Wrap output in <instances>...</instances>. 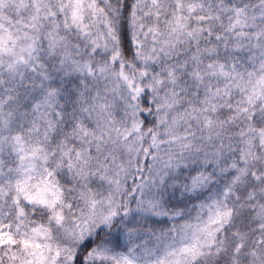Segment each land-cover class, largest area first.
<instances>
[{
  "label": "snow or ice",
  "instance_id": "6c2138e0",
  "mask_svg": "<svg viewBox=\"0 0 264 264\" xmlns=\"http://www.w3.org/2000/svg\"><path fill=\"white\" fill-rule=\"evenodd\" d=\"M0 264H264V0H0Z\"/></svg>",
  "mask_w": 264,
  "mask_h": 264
}]
</instances>
